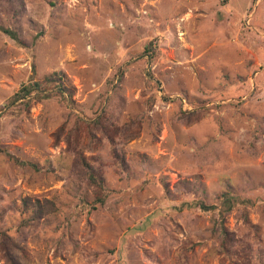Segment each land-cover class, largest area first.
Segmentation results:
<instances>
[{"label": "rangeland", "instance_id": "1", "mask_svg": "<svg viewBox=\"0 0 264 264\" xmlns=\"http://www.w3.org/2000/svg\"><path fill=\"white\" fill-rule=\"evenodd\" d=\"M0 25V264H264V0H0Z\"/></svg>", "mask_w": 264, "mask_h": 264}, {"label": "trees", "instance_id": "2", "mask_svg": "<svg viewBox=\"0 0 264 264\" xmlns=\"http://www.w3.org/2000/svg\"><path fill=\"white\" fill-rule=\"evenodd\" d=\"M0 29L9 33L15 38H18V34L13 29H10L8 27H3L0 25ZM64 75L60 74L59 72H54L51 74H48L44 76L42 79H35L27 84H24L12 97L11 102H23V105L25 108H29L31 106V103L38 99L36 98V95H42V97H49L52 93L49 88L57 87L59 90L58 92L60 94H63L67 91V87H64ZM50 90V91H48ZM35 93H38L34 95ZM71 94V91H70ZM16 161H19L22 164L30 165L32 168L36 170H40L41 166L38 163L32 162V161H26L19 157H14ZM80 163L85 168V174L87 181L94 185L98 191L95 199L97 203L104 204L106 203V200L108 196L110 195V189L107 186V180L105 176L103 175L102 169L95 165V163L89 162L85 157L79 156ZM194 206H201L203 208H208L205 203L202 201H196L192 203ZM23 208L25 209V213H29V216H27L24 221L29 224V222L32 219H36L40 216H42L43 213H45V206L40 202H28L25 200ZM26 224V223H25ZM9 229L0 231V237L1 242L3 244V247L10 246L13 244L12 241V235L9 233ZM5 254L10 255L9 251L5 250ZM10 259L12 260V264H18L17 261L10 256Z\"/></svg>", "mask_w": 264, "mask_h": 264}]
</instances>
